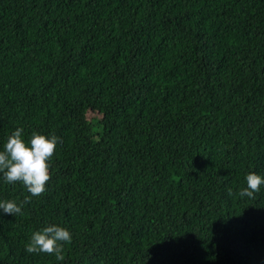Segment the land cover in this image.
Returning a JSON list of instances; mask_svg holds the SVG:
<instances>
[{"label":"trees","instance_id":"obj_1","mask_svg":"<svg viewBox=\"0 0 264 264\" xmlns=\"http://www.w3.org/2000/svg\"><path fill=\"white\" fill-rule=\"evenodd\" d=\"M17 128L60 140L40 196L0 173V264H264V185L239 195L264 177V0H0V150ZM50 224L62 261L26 251Z\"/></svg>","mask_w":264,"mask_h":264},{"label":"clouds","instance_id":"obj_2","mask_svg":"<svg viewBox=\"0 0 264 264\" xmlns=\"http://www.w3.org/2000/svg\"><path fill=\"white\" fill-rule=\"evenodd\" d=\"M23 129L17 128L0 150V173L5 181L10 184L22 183L31 196H40L46 191L48 181L51 179L50 161L55 155L59 137L33 133L30 140L22 136ZM247 187L243 188L241 197L254 198V193L260 191L264 185V177L255 172L246 176ZM231 195V189L228 190ZM31 197H26L22 203L30 202ZM0 209L5 214L18 216L22 214V205L15 201H0ZM70 231L56 224H50L42 230L32 234L30 243L26 245L28 253H46L55 255L57 260H64V243H70Z\"/></svg>","mask_w":264,"mask_h":264},{"label":"rangeland","instance_id":"obj_3","mask_svg":"<svg viewBox=\"0 0 264 264\" xmlns=\"http://www.w3.org/2000/svg\"><path fill=\"white\" fill-rule=\"evenodd\" d=\"M91 115H94V114H92L91 112H88L87 113V117L89 118ZM97 115V114H96Z\"/></svg>","mask_w":264,"mask_h":264}]
</instances>
